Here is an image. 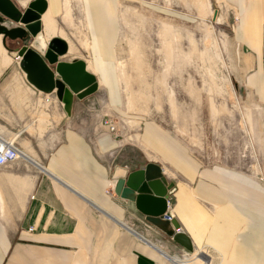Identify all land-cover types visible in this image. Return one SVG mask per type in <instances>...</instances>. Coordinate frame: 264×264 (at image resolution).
Here are the masks:
<instances>
[{"label":"crops","instance_id":"0c3cea01","mask_svg":"<svg viewBox=\"0 0 264 264\" xmlns=\"http://www.w3.org/2000/svg\"><path fill=\"white\" fill-rule=\"evenodd\" d=\"M44 1L48 43L64 33L56 21L60 0ZM83 1L93 42L101 46L94 45L87 60L67 44L61 61H84L99 88L87 99L75 100L71 117L64 114L55 121L51 107L64 111L63 105L43 102L44 93L14 64L19 46L7 40L14 50L8 52L0 36V137L15 138L21 155L18 162L0 167V264H176L162 249L179 255L187 251L148 224L134 204L114 194L118 179L149 163L160 166L174 184L169 192L174 222L193 251L204 253L207 264H264V183L259 178L203 163L154 122H144L141 146L123 149L102 132L105 128L94 136L91 128L78 125H92L80 120V113L90 110L82 103L100 95L101 77L114 76L103 46L116 30L113 0ZM226 2L239 18L238 48L246 47L261 59L264 0ZM63 10L60 25L70 26L72 6L70 13L64 5ZM83 47L88 49L87 38ZM49 120L56 124L50 127ZM65 123L68 127L59 131ZM199 262L194 255L191 264Z\"/></svg>","mask_w":264,"mask_h":264},{"label":"rangeland","instance_id":"374dc122","mask_svg":"<svg viewBox=\"0 0 264 264\" xmlns=\"http://www.w3.org/2000/svg\"><path fill=\"white\" fill-rule=\"evenodd\" d=\"M63 5L66 13L72 6L70 26L60 25ZM60 8L56 21L64 37L57 38L90 60L94 45L101 44L93 42L85 2L60 0ZM111 8L116 30L103 52L114 76H100V95L84 101L90 110L80 113L92 125H78L94 136L105 128L123 149L141 146L144 122H154L203 163L235 168L264 183V41L261 59L238 48L239 18L226 0H113ZM51 110L56 122L67 115L54 105ZM55 124L49 120L50 127ZM195 255L207 264L204 253Z\"/></svg>","mask_w":264,"mask_h":264},{"label":"water","instance_id":"95a60500","mask_svg":"<svg viewBox=\"0 0 264 264\" xmlns=\"http://www.w3.org/2000/svg\"><path fill=\"white\" fill-rule=\"evenodd\" d=\"M21 0H0V36L4 46L7 40L20 46L16 53L21 58L19 67L27 81L38 91L54 95L66 114L71 117L75 100H84L98 92L97 79L86 71V64L61 61L69 49L66 41L54 38L44 42L42 18L47 11L44 0L28 1L27 8ZM174 188L156 164L142 165L116 181V197L134 204L146 222L162 231L188 252L193 247L187 236L176 235L179 225L167 222L169 192Z\"/></svg>","mask_w":264,"mask_h":264},{"label":"built area","instance_id":"2783aa9c","mask_svg":"<svg viewBox=\"0 0 264 264\" xmlns=\"http://www.w3.org/2000/svg\"><path fill=\"white\" fill-rule=\"evenodd\" d=\"M15 60H16V63L19 65L21 58L19 56H16ZM54 100L58 102L57 98L53 94L43 95V102L46 104L51 103ZM20 159H21V155L16 145V139L15 138L3 139L0 137V167L14 164L18 162ZM164 220L170 223L175 221V216L172 214V211H171L170 200L168 201V212L164 215ZM32 230L33 229L31 228L28 231L32 232ZM175 234L176 235L183 234L182 228L179 227L178 229H175ZM196 253L202 254L203 252L199 250L193 251V252L187 251V253H184V255L182 254L181 256L182 258H185V259H191L192 257H194ZM187 256L189 257L186 258Z\"/></svg>","mask_w":264,"mask_h":264},{"label":"bare ground","instance_id":"6f19581e","mask_svg":"<svg viewBox=\"0 0 264 264\" xmlns=\"http://www.w3.org/2000/svg\"><path fill=\"white\" fill-rule=\"evenodd\" d=\"M21 3H19L20 4V6L22 7V8H27V6H28V1H20ZM237 37H239V35H237ZM44 42H45V40H44ZM137 140V139H136ZM114 183V182H113ZM170 257V259L174 262V263H176V264H191V262H192V258L191 259H183V258H179V257H177V256H169Z\"/></svg>","mask_w":264,"mask_h":264}]
</instances>
